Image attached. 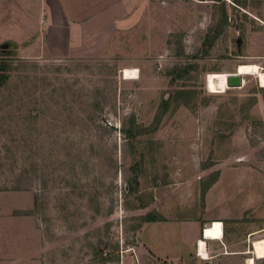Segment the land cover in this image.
I'll return each mask as SVG.
<instances>
[{
	"label": "rangeland",
	"instance_id": "374dc122",
	"mask_svg": "<svg viewBox=\"0 0 264 264\" xmlns=\"http://www.w3.org/2000/svg\"><path fill=\"white\" fill-rule=\"evenodd\" d=\"M41 1L28 0L32 20ZM94 1L102 33L69 49L58 33H0V203L33 243L12 264H121L151 211L224 217L232 249L252 251L264 237V87L245 76L211 93L207 77L264 70V0Z\"/></svg>",
	"mask_w": 264,
	"mask_h": 264
},
{
	"label": "crops",
	"instance_id": "0c3cea01",
	"mask_svg": "<svg viewBox=\"0 0 264 264\" xmlns=\"http://www.w3.org/2000/svg\"><path fill=\"white\" fill-rule=\"evenodd\" d=\"M29 5L33 6V3L28 0H0V33H49V37L54 36L52 33H58L59 46L69 49L72 45L76 46L78 38L84 37L80 33H102L99 27L104 28L107 22L105 14L101 20V17L97 16L98 9L93 10L97 5L94 0H42L39 12L44 16L38 21L29 16ZM104 5H108L106 0L103 1ZM108 12L106 9V15ZM126 12L128 14L129 10ZM19 13L24 17H19ZM124 20L121 22L124 23ZM126 20L130 21V17ZM122 31H125V27ZM7 216L8 212L4 211L0 203V264L26 260L33 251V248H29L33 247V243L29 241L27 230L25 229L24 233L20 231V219ZM162 217L164 220L142 225L138 234L139 245L135 247L134 255L123 256L121 264H249V258L241 259L242 256L248 255L249 251L232 249L236 241L231 238L226 218H188L184 213L174 219ZM217 221L223 225L222 238H208L207 228ZM5 225L9 227L4 228ZM151 225L155 226L156 231L153 237L146 240L145 233ZM261 231H264V228ZM202 240L205 243L207 258L201 253ZM260 260L263 259L256 261Z\"/></svg>",
	"mask_w": 264,
	"mask_h": 264
},
{
	"label": "bare ground",
	"instance_id": "6f19581e",
	"mask_svg": "<svg viewBox=\"0 0 264 264\" xmlns=\"http://www.w3.org/2000/svg\"><path fill=\"white\" fill-rule=\"evenodd\" d=\"M264 70L258 64H240L237 66L236 72L245 76H255L262 87H264ZM229 73H210L207 77V87L211 93H225L230 87L228 86ZM123 77L126 80H137L139 79V73L136 69L123 70ZM222 223L216 222L215 225L209 226L206 231L208 238L221 239L222 238ZM252 251L248 259L249 264H255L257 259H264V237L253 241ZM201 253L207 258L208 254L205 250V243L201 241Z\"/></svg>",
	"mask_w": 264,
	"mask_h": 264
},
{
	"label": "trees",
	"instance_id": "16d2710c",
	"mask_svg": "<svg viewBox=\"0 0 264 264\" xmlns=\"http://www.w3.org/2000/svg\"><path fill=\"white\" fill-rule=\"evenodd\" d=\"M215 1H220V0H215ZM238 3H241V2H238ZM204 44H207V39L204 42ZM211 45H212V42L208 41V49L211 47ZM7 72H8V65L0 64V90L10 78V75ZM182 93H183V91H179V92L175 93V95L172 96L171 98L162 101V108L164 109L163 113L168 111V109L172 103H175V104L178 103V101H179L178 96H180V94H182ZM124 131L128 134L129 137L135 138V137L140 136L143 133V131H146V129H137L136 131H134L133 129H130V130L124 129ZM15 190H19V189L17 188ZM133 191H134V189H133ZM147 207H148V204H144V205H140V206L136 207V209H145ZM139 219L141 221V224L142 223L158 222V221L164 220L163 217L156 211H151L145 215H142L139 217ZM139 227L141 228V226H139Z\"/></svg>",
	"mask_w": 264,
	"mask_h": 264
},
{
	"label": "water",
	"instance_id": "95a60500",
	"mask_svg": "<svg viewBox=\"0 0 264 264\" xmlns=\"http://www.w3.org/2000/svg\"><path fill=\"white\" fill-rule=\"evenodd\" d=\"M241 42V39L239 40ZM244 78L239 73H230L228 77V86L230 88H239L243 86Z\"/></svg>",
	"mask_w": 264,
	"mask_h": 264
},
{
	"label": "built area",
	"instance_id": "2783aa9c",
	"mask_svg": "<svg viewBox=\"0 0 264 264\" xmlns=\"http://www.w3.org/2000/svg\"><path fill=\"white\" fill-rule=\"evenodd\" d=\"M215 225V223H213L212 227ZM222 236H223V229H222Z\"/></svg>",
	"mask_w": 264,
	"mask_h": 264
}]
</instances>
